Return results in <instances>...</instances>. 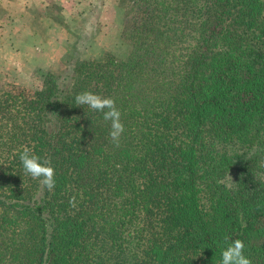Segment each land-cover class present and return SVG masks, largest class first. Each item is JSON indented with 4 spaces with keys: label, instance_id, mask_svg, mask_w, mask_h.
<instances>
[{
    "label": "trees",
    "instance_id": "trees-1",
    "mask_svg": "<svg viewBox=\"0 0 264 264\" xmlns=\"http://www.w3.org/2000/svg\"><path fill=\"white\" fill-rule=\"evenodd\" d=\"M118 1L124 57L0 86V264H220L236 239L264 264V0ZM84 91L114 99L119 147Z\"/></svg>",
    "mask_w": 264,
    "mask_h": 264
},
{
    "label": "rangeland",
    "instance_id": "rangeland-1",
    "mask_svg": "<svg viewBox=\"0 0 264 264\" xmlns=\"http://www.w3.org/2000/svg\"><path fill=\"white\" fill-rule=\"evenodd\" d=\"M74 2L83 15L80 16L79 13L78 17L66 19V22L63 14L59 13L60 5L55 0H50L47 10L53 21L62 26L59 29L60 36H57L64 50L62 58L59 61H22L21 56H16L13 61H0V86L9 83L28 89L40 88L45 72L57 75L58 80L62 81L63 77L71 74L72 65L76 61L97 58L101 51L109 52L117 58L127 54L129 48L121 38L123 3L118 0H73ZM82 5L85 6V11L81 10ZM18 6L17 2L0 0V26L8 23L11 13H19L22 24L30 25L31 21L36 29L40 32L43 29L42 33L49 36L44 30L45 25L50 22L43 21L39 11L34 8L22 11L17 9ZM23 12L26 13L23 15ZM262 153L264 169V148Z\"/></svg>",
    "mask_w": 264,
    "mask_h": 264
},
{
    "label": "crops",
    "instance_id": "crops-1",
    "mask_svg": "<svg viewBox=\"0 0 264 264\" xmlns=\"http://www.w3.org/2000/svg\"><path fill=\"white\" fill-rule=\"evenodd\" d=\"M10 2H17L18 10H28L34 8L43 16V21H48L45 26L44 35L43 29L40 32L31 24H22L19 13H11V19L7 24L0 26V61H13L14 57L21 56L22 61H59L64 54L63 48L60 46L62 26L53 21L47 14L50 0H6ZM60 5L59 13L63 14L66 19L70 20L78 17L80 11L78 5L73 0H55ZM81 10L85 11V6L82 5ZM26 12H23V15ZM84 13V12H83ZM83 14L80 13V16ZM42 19V18H40ZM40 19H38L40 21ZM36 21V20H35ZM42 21V22H43ZM1 23V20H0ZM58 31V33H57ZM11 57L12 59H10Z\"/></svg>",
    "mask_w": 264,
    "mask_h": 264
},
{
    "label": "clouds",
    "instance_id": "clouds-1",
    "mask_svg": "<svg viewBox=\"0 0 264 264\" xmlns=\"http://www.w3.org/2000/svg\"><path fill=\"white\" fill-rule=\"evenodd\" d=\"M77 107L87 106L89 109L103 114L105 121L111 122L109 136L115 146L119 147L121 135L125 128L121 121V112L116 107L114 99L101 96L91 91H84L75 96ZM19 160L25 174L31 176L33 180H38L43 188L49 192L56 186L55 169L47 159L35 155L31 149L24 147L19 154ZM75 207V197L69 201ZM227 242V237L225 238ZM245 244L242 240L236 239L227 244L221 252L220 264H252L251 260L244 254Z\"/></svg>",
    "mask_w": 264,
    "mask_h": 264
}]
</instances>
